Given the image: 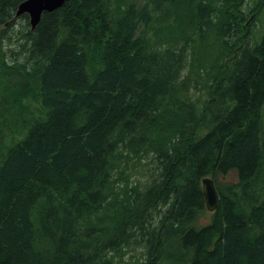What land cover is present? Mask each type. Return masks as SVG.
Listing matches in <instances>:
<instances>
[{
  "label": "trees",
  "instance_id": "obj_1",
  "mask_svg": "<svg viewBox=\"0 0 264 264\" xmlns=\"http://www.w3.org/2000/svg\"><path fill=\"white\" fill-rule=\"evenodd\" d=\"M21 1L0 0V264H264L258 4L66 0L31 29Z\"/></svg>",
  "mask_w": 264,
  "mask_h": 264
},
{
  "label": "rangeland",
  "instance_id": "obj_2",
  "mask_svg": "<svg viewBox=\"0 0 264 264\" xmlns=\"http://www.w3.org/2000/svg\"><path fill=\"white\" fill-rule=\"evenodd\" d=\"M109 1H110L109 6L111 7L112 10H114V8L116 6V1L115 0H109ZM131 1H134L138 6H141L142 4L147 2V0H123L124 3L122 5L129 4ZM257 4H258V12L259 11L260 12L256 15V17L258 16L259 19L262 20V22L260 23V22H257L256 20H254L255 23H254V26L252 28V31H253V36H254L253 38H255L256 40L260 38V36L262 34V28H263V25H264V0H242L241 5H240V9L242 11H244L245 14L248 13V17H249V16H252V12H250V10L252 8H254L255 6H257ZM255 12L257 13V10L254 9L253 13H255ZM250 18H249V20H250ZM243 23H245V25H247L249 22L244 20ZM18 25H19V23H18ZM18 25H17V27H18ZM245 29L246 28L244 27V30ZM148 34H150V33H148ZM198 49H199V45L194 47V52L199 51ZM189 60H190V58H189ZM195 63L196 62H194L193 64H195ZM192 70H193V72H195V70H200V71H202V73L205 74V76H206V74L208 72L207 66H204V68H199V69H196V67H194V69H192ZM185 73H186V71H185ZM201 92H202V89L195 88V87H193V89L191 91L192 96L194 98H197ZM31 107L33 108V110L37 109V106L35 104H31ZM263 114H264V112H263ZM209 177L212 180L214 179L212 176H209ZM132 178H134V177H132ZM147 179H148V177L142 178V182H145ZM215 180L217 182H219V183H230V184H233V183H236L238 181V178H237L236 172L234 170H231L225 176L221 175V174L218 175L215 178ZM257 187L259 189H262V188L264 189V167H263V169H262V171H261V173H260V175L258 177ZM211 214H212V211H209V210H207L205 208V211L203 212L202 217L199 219V222L203 223L204 221H207ZM133 256L134 257H138V253L125 252V254L123 256V260H127L129 257L133 258ZM132 258H131V260H132Z\"/></svg>",
  "mask_w": 264,
  "mask_h": 264
},
{
  "label": "water",
  "instance_id": "obj_3",
  "mask_svg": "<svg viewBox=\"0 0 264 264\" xmlns=\"http://www.w3.org/2000/svg\"><path fill=\"white\" fill-rule=\"evenodd\" d=\"M66 0H23L16 8L14 16L27 14L29 24L33 29L40 20L43 12H50L64 5ZM201 190L204 198L205 208L214 211L218 204V195L213 180L206 176L201 180Z\"/></svg>",
  "mask_w": 264,
  "mask_h": 264
}]
</instances>
